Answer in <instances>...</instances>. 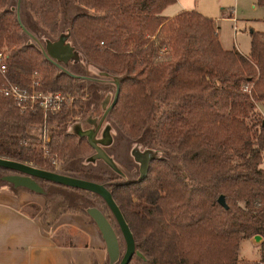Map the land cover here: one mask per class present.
<instances>
[{
	"label": "trees",
	"instance_id": "1",
	"mask_svg": "<svg viewBox=\"0 0 264 264\" xmlns=\"http://www.w3.org/2000/svg\"><path fill=\"white\" fill-rule=\"evenodd\" d=\"M10 1L0 0L6 74L26 84L36 71L39 89L71 99L43 117L38 108L19 111L0 92V157L46 170H52L49 160L55 157L64 173L98 181L75 162L91 147L87 138L61 129L87 103L76 96L82 94L79 76L48 60L39 44L48 39L41 35L55 33L60 13L72 2L83 8L67 20L73 38L106 75L117 77V98L106 114L137 142L174 152L181 167L153 155L135 179L99 181L142 256L133 254L127 264H238L239 241L255 235L264 262V119L255 110V104H264V32L250 30L247 54L223 48L211 17L194 9L164 15L163 8L175 0H19L23 30ZM256 1L264 7V0ZM24 34L31 42H24ZM92 93L96 100L95 89ZM43 121L58 128L45 140L32 130ZM13 172L0 166V182ZM35 180L42 188L36 192L45 198L38 216L45 232L61 214H87L92 205L82 208L81 194L96 197L108 212L106 219L112 217L93 191ZM218 194L226 208L217 202Z\"/></svg>",
	"mask_w": 264,
	"mask_h": 264
},
{
	"label": "rangeland",
	"instance_id": "2",
	"mask_svg": "<svg viewBox=\"0 0 264 264\" xmlns=\"http://www.w3.org/2000/svg\"><path fill=\"white\" fill-rule=\"evenodd\" d=\"M10 2H14L12 3L13 5L16 0ZM180 6L182 8H192L203 15L211 17L215 22L213 25L216 29L219 43L226 49L235 48L237 51L247 54L250 45V30L264 32V7L257 4L256 0H175L166 5L162 13L173 15L181 8ZM80 9L83 8L76 7L72 2L67 3L64 11L59 15L58 26L55 33H44V35H41L42 39L48 38L47 40H55L58 38L59 34L64 33V42L72 47L73 55L71 58L67 59L66 62L62 60L56 61L67 68V70L82 76L77 78V82L81 86L82 94L76 96H78L81 101H86L87 103L82 106L80 111L76 112L68 121L62 124L61 129L63 131L73 132L74 134H76L77 131L81 133V136L84 138L89 137L92 142L102 148L110 159V164H108L103 159L95 157V150L90 147L88 149L86 148L78 159H76V164L80 166L83 174L106 183L110 182V176H113V180L117 182L139 177L141 160L147 159L153 155L164 158L173 167L178 169L181 168L177 160V155L174 152L168 151L149 141L144 143L137 142L133 137L125 134L108 114L101 117L103 106L107 105V101L111 100L115 88L114 80L117 79V77L110 74L106 75L104 67L88 58L73 38L68 28L67 20L75 11ZM30 18L33 20L34 16L30 15ZM23 40L24 42H31V39L25 34L23 35ZM44 40H42L43 43L39 42L41 49L45 48L46 40ZM98 45H102L101 41L98 42ZM2 48L7 52L8 49H6V47ZM93 89H95L96 100L93 99ZM255 110L259 113L261 118L264 119V104H255ZM45 126L50 133H54V130H58L54 125L48 124L47 122H45ZM32 130L41 135L42 124L33 125ZM104 132L109 137L107 143L104 138ZM77 135L78 134H76V136ZM136 152H140L143 155L135 156ZM49 166L52 170L65 172L62 169L61 160L58 158L54 157L50 159ZM45 189L49 192L55 191V188L52 186H46ZM18 190H25L31 195L38 196L43 210L45 198L41 193L32 191L26 187L12 186L6 181L0 182V193L15 194ZM64 195L67 194L64 193ZM79 199L82 208L86 205H92L100 210L103 215L108 214L104 205L101 204L96 197L89 194H81ZM238 203L240 205L243 204L242 201H238ZM32 206L36 210L38 205L34 203ZM34 209L32 210L35 211ZM85 216L90 222L94 223L87 214ZM108 217L109 219H107V221L111 227L113 226L112 229L114 233L116 232L119 234L113 218L110 215ZM119 238L121 239L120 234ZM121 244L123 245V243ZM237 259L238 264H264L260 259L259 246L253 245L247 241H242L239 244Z\"/></svg>",
	"mask_w": 264,
	"mask_h": 264
},
{
	"label": "crops",
	"instance_id": "3",
	"mask_svg": "<svg viewBox=\"0 0 264 264\" xmlns=\"http://www.w3.org/2000/svg\"><path fill=\"white\" fill-rule=\"evenodd\" d=\"M41 210L40 198L25 190L0 193V264H108L101 235L84 214H61L45 232L38 222ZM242 241L259 246L261 239Z\"/></svg>",
	"mask_w": 264,
	"mask_h": 264
},
{
	"label": "water",
	"instance_id": "4",
	"mask_svg": "<svg viewBox=\"0 0 264 264\" xmlns=\"http://www.w3.org/2000/svg\"><path fill=\"white\" fill-rule=\"evenodd\" d=\"M18 6H19V0H16L15 3V12H16V19L18 23L20 24L21 28L24 30L23 25L21 24L18 16ZM65 34H59L58 38L55 40H46L45 41V48L41 49L43 55L53 62L55 65H57L60 68H64L61 64H59L56 60H62L65 61L72 57L73 51L72 47L64 42ZM67 72L74 76H79V74L71 73L67 70ZM80 77V76H79ZM82 77V76H81ZM115 88L113 91V95L111 97L110 102L105 106H103V113L101 114V117H103L108 109L114 104L117 98L118 93V82L117 79L114 80ZM105 131V130H104ZM76 134L81 135V133L76 131ZM106 143L109 139L108 135L104 132ZM87 140L90 144V146L95 150V157L103 159L105 162L110 164L109 157L104 153L102 148H100L98 145H96L94 142H92L89 137H87ZM142 153L136 152L135 156H140ZM143 155V154H142ZM145 156V155H144ZM151 157V156H150ZM147 158V157H146ZM147 159L141 160L139 171L141 176L146 167ZM0 166L10 168L12 170H15L16 172L9 173L2 175V179L11 182L14 186H25L27 188H30L35 191H42L41 186L37 183L35 178H41V179H47L51 181H55L58 183L66 184L69 186H74L78 188H83L86 190L93 191L101 196V198L104 200L105 204L107 205V208L109 212L111 213L118 230L120 232V235L122 237L123 243H124V250L121 255H119V248H118V241L116 238V235L105 218V216L95 208V206H89V208L86 209L87 215L93 220L95 226L97 227L101 238L104 242L106 255L108 258V264H127L130 260L131 256L133 254H136L139 257H142L140 253H138L136 250H134V241L133 237L130 233V230L127 226V224L124 221V218L122 217L117 204L113 200L109 190L105 187V185L102 182L82 178L78 176H74L67 173L58 172L55 170H46L42 168H38L36 166H33L29 163L12 160L4 157H0ZM217 202L223 206V208H226V204L223 198L222 194H218L216 197ZM254 239L258 240L259 237L257 235L253 236Z\"/></svg>",
	"mask_w": 264,
	"mask_h": 264
},
{
	"label": "built area",
	"instance_id": "5",
	"mask_svg": "<svg viewBox=\"0 0 264 264\" xmlns=\"http://www.w3.org/2000/svg\"><path fill=\"white\" fill-rule=\"evenodd\" d=\"M6 55L7 52L5 50H0V75L2 77L0 92L3 95L10 96L19 111H34L38 108L44 117L47 111H55L61 103L70 101V97L65 96L59 91L39 89L38 73L36 71L31 72L30 80L26 84H18L12 81L6 74ZM247 87L244 85V89ZM41 133L42 140L48 139L49 132L46 129L44 121L42 122Z\"/></svg>",
	"mask_w": 264,
	"mask_h": 264
},
{
	"label": "flooded vegetation",
	"instance_id": "6",
	"mask_svg": "<svg viewBox=\"0 0 264 264\" xmlns=\"http://www.w3.org/2000/svg\"><path fill=\"white\" fill-rule=\"evenodd\" d=\"M110 101H107V103H109ZM106 104V103H105ZM106 106V105H105Z\"/></svg>",
	"mask_w": 264,
	"mask_h": 264
}]
</instances>
